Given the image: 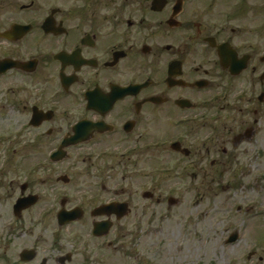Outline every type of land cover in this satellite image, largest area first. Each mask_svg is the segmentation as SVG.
I'll use <instances>...</instances> for the list:
<instances>
[{"label":"flooded vegetation","instance_id":"1","mask_svg":"<svg viewBox=\"0 0 264 264\" xmlns=\"http://www.w3.org/2000/svg\"><path fill=\"white\" fill-rule=\"evenodd\" d=\"M210 213L264 216V0H0V264H160Z\"/></svg>","mask_w":264,"mask_h":264},{"label":"rangeland","instance_id":"2","mask_svg":"<svg viewBox=\"0 0 264 264\" xmlns=\"http://www.w3.org/2000/svg\"><path fill=\"white\" fill-rule=\"evenodd\" d=\"M201 208L195 209V212H200ZM208 216L206 222H197L196 238H185V234L179 236L181 224L171 226L172 232L166 234L168 241L159 242L156 235H146V238L143 237L144 243L140 242L133 251L134 261L138 256L160 264H264V216L244 222L237 217L230 223L217 222L213 213ZM184 227H187L186 224ZM233 227L240 229V240L225 245L223 231ZM252 250H257V254L248 259V253Z\"/></svg>","mask_w":264,"mask_h":264},{"label":"water","instance_id":"3","mask_svg":"<svg viewBox=\"0 0 264 264\" xmlns=\"http://www.w3.org/2000/svg\"><path fill=\"white\" fill-rule=\"evenodd\" d=\"M235 239H237V234L234 235V239H233V241H234Z\"/></svg>","mask_w":264,"mask_h":264}]
</instances>
